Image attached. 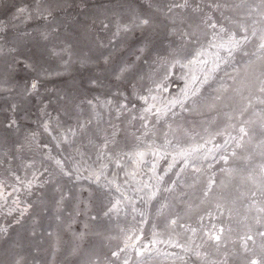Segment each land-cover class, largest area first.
<instances>
[{"label": "rangeland", "instance_id": "374dc122", "mask_svg": "<svg viewBox=\"0 0 264 264\" xmlns=\"http://www.w3.org/2000/svg\"><path fill=\"white\" fill-rule=\"evenodd\" d=\"M262 234L264 0H0V264H264Z\"/></svg>", "mask_w": 264, "mask_h": 264}, {"label": "snow or ice", "instance_id": "6c2138e0", "mask_svg": "<svg viewBox=\"0 0 264 264\" xmlns=\"http://www.w3.org/2000/svg\"><path fill=\"white\" fill-rule=\"evenodd\" d=\"M142 23L147 24L148 21L145 20V21H142ZM241 131H243V129H241ZM262 235H264V234H262ZM216 239H219V237H216ZM249 239H251V237H249ZM114 255H115V253H114ZM251 264H257V261L253 260V261L251 262Z\"/></svg>", "mask_w": 264, "mask_h": 264}]
</instances>
